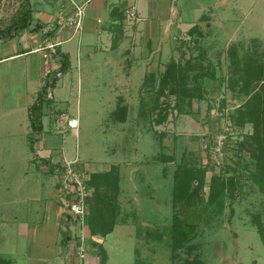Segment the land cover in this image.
I'll return each instance as SVG.
<instances>
[{"label": "rangeland", "instance_id": "obj_1", "mask_svg": "<svg viewBox=\"0 0 264 264\" xmlns=\"http://www.w3.org/2000/svg\"><path fill=\"white\" fill-rule=\"evenodd\" d=\"M232 2L188 0L187 18L194 20L206 13L202 35L182 29L174 48L173 56L183 63L178 84L184 87L193 86L192 74L201 64L211 68L208 61L200 57L197 44L202 45L206 56L215 62L218 80H204V83L208 94L215 96L219 104L224 96L227 99L225 112L213 110L207 122V99H194L190 106L185 104L180 111L181 101L178 106V98L171 94L167 100L172 107L176 106L165 122L156 124L152 118L157 110H150L152 91L144 89V85L140 92L138 90V83L143 79L142 62L137 61L133 78L128 76L125 81V86L131 88L122 87L115 93L109 91L111 77L102 64L97 70L87 69L82 74L75 56L73 70L67 76H60L56 85L49 89V99L43 107L44 127L37 133L32 131L29 109L39 92L29 95L27 107L17 106V93L12 86L2 83L4 76L0 75V249L12 245L18 223L31 217L37 221L41 219L45 197L52 190L51 173L39 166L43 160L33 157L30 140L34 137L43 139L46 145H58L56 152L60 156H78L82 162L90 161L99 166L111 162H119V168L121 165L122 202L126 213L123 217L128 220L117 222L103 242L109 253V264H264V241L252 222V213L257 211L264 219V191L250 179L245 180L244 192L235 201L231 222L228 220L230 197L227 196L210 209L199 234L192 240L174 246L168 231L162 237L158 235V231H164L172 223L173 173L179 163L205 166L208 182L213 172L227 169L222 166L225 163L239 168L244 164L255 167L253 161L261 152L260 144L251 137L253 124L236 123L248 94L245 81L239 79L236 83L233 78L247 77L239 76V73L246 74L247 60L239 61L237 64L242 68L237 69L239 65L231 59L230 52L238 47L233 41L244 43L239 46L243 51L256 52L260 46L264 48V0ZM210 11L213 12L210 14ZM159 67L164 68L162 64ZM154 81L158 83V77ZM262 87L257 82L251 83L249 89L255 91ZM119 96L127 97L131 106L125 121L117 117L122 111ZM142 96L147 102L146 109L151 112L146 117L140 113ZM73 117L78 119L77 126L68 122ZM160 132L165 133L164 152L168 160L171 159L166 167L153 157L162 146ZM208 132L217 142L210 152L205 149L204 134ZM141 177L149 179L150 185L140 186ZM208 187L207 184L206 193ZM150 199L153 201L148 204ZM39 207L38 212L36 208ZM77 224L73 236L80 237L83 233L87 236L86 223L77 220ZM4 259H0V264Z\"/></svg>", "mask_w": 264, "mask_h": 264}, {"label": "crops", "instance_id": "obj_2", "mask_svg": "<svg viewBox=\"0 0 264 264\" xmlns=\"http://www.w3.org/2000/svg\"><path fill=\"white\" fill-rule=\"evenodd\" d=\"M25 1L0 0L1 27L14 20ZM238 1L234 0V3L231 0L233 4H238ZM29 2L31 25L12 35L0 36V75L4 76L0 77L3 84H9L14 88L17 93V106L21 107L28 106L31 98L29 95L38 93L47 79L48 72L61 64V55L56 50L49 51L43 48L48 40L55 44L54 48L58 47L67 52L71 61L69 68L54 75L51 87L56 85L60 76H67L73 70L76 56L77 67L82 74L87 69L95 71L102 64L101 67L108 71L111 77L109 91L115 93H119L122 87L131 88L125 86V81L128 76L133 78L137 61L142 62L143 79L138 83L140 92L145 78L153 73L157 75L163 69L159 65L164 66L173 56L182 29L189 30L197 23L196 33L202 35L204 28L202 20L207 17L206 13H202L194 20L187 18L186 13L190 10L188 0H29ZM77 5L83 8L82 27L60 23V19L71 15ZM115 6H119V14L113 15ZM132 10L134 14L131 13ZM212 12L210 11V14ZM209 17L212 18L211 15ZM213 38H216V35ZM232 43L235 44L234 46L238 45L233 49L236 58L255 54L256 59L264 64L262 46L253 52L250 49L243 51L239 48L244 44L241 41ZM46 51H49L50 58L45 57ZM126 98L119 96L118 104H127L130 108ZM57 146L46 145L43 139L35 142L36 150L33 157L43 160L39 166L51 173L52 190L50 195L45 197V208L43 207L41 219L37 221L31 217L18 223L12 245L0 249V259L6 258L2 264H78L80 262L78 250L80 239L73 236L78 224L69 218L65 209L60 191L59 168L54 165L52 167V164L62 165L66 161L76 159V166L90 175L92 171L109 170L112 164L119 162L101 166L90 161L82 162L78 156H60L56 152ZM139 180L138 184L142 187L151 183L149 179L144 180L142 177ZM123 186L121 174L118 192L120 212L117 222L128 220V217L125 219L123 217L126 214L122 202ZM93 190L94 188L91 187L88 212L91 211ZM152 201V199L147 200L148 204ZM36 209L40 211V207ZM86 226L88 237L85 241L87 255L84 264H109V253L104 249L103 242L110 232L91 235L87 222Z\"/></svg>", "mask_w": 264, "mask_h": 264}, {"label": "trees", "instance_id": "obj_3", "mask_svg": "<svg viewBox=\"0 0 264 264\" xmlns=\"http://www.w3.org/2000/svg\"><path fill=\"white\" fill-rule=\"evenodd\" d=\"M119 9V6L113 7V15L119 14ZM31 20V4L29 0H26L14 20L3 27L0 26V36L12 35L14 32L30 26ZM197 28L198 24L196 23L188 31L190 34H195V29ZM196 47L200 49V57L207 60L211 68L201 64L199 70L192 74L193 86L187 85L184 87V85L178 84L181 77L180 75L183 72V63L181 59H177L175 56H172L165 62L164 68L160 70L157 75L153 73L145 78L142 86L144 85V89H148L153 93L150 110H157V115L152 118L156 124L165 122L172 111L171 109L176 106L174 104L172 107L170 104L171 102L167 100V96L171 94H175L178 98H176L178 106H180L179 101H181L182 105L180 111H183L185 104L190 106L194 99H207L208 107L205 122L212 117L213 110L225 112L223 109L226 106V96L222 98V102L219 104L215 96L208 94L206 86L208 80H218L219 76L217 74L215 62L206 56V50L202 45L197 44ZM54 50L61 55V64L48 72L47 79L39 90L37 100L29 109L31 126L33 128L32 131L37 133L42 132L44 127L42 120L43 107L44 103L49 99L48 94L53 77L59 71L69 68L71 64L67 52L62 51L58 47L54 48ZM233 52L234 50L230 52V55L232 56L231 59L233 61L235 60L236 64L239 61L241 62V60H247H245L247 66L245 70L246 74L239 73V76L246 75L247 79L233 78L236 83L240 81L239 79L245 81V93L248 94V98L241 104V114L236 123H239L241 126L248 122L253 124L251 137L260 144L261 152L257 156V160L253 161V163L256 164L255 167L244 164L239 168L238 166L225 163L222 164V166L227 167V169L220 172H213L208 182L206 179L207 168L205 166L188 165L182 162L176 166L173 173L172 187V223L170 226L166 227L164 231H158L160 237L163 236L165 231H168L171 234V241L174 246H180L195 238L199 234L203 221L210 209L216 206L218 202H222L227 196L230 197L228 220L231 222L236 210L235 201L238 196L244 192L245 180H252L254 184L258 185L261 191H264V64L256 59L254 55L247 54L239 59L236 58ZM241 68L242 66H237V69ZM250 69L252 70L251 72L249 71ZM156 77H158V83L154 81ZM204 80H206L205 83ZM152 82L154 84H152ZM257 82L263 86L262 89H257L255 91L250 90L251 83L254 84ZM145 104H147V102L142 96L140 113L143 117L151 113L146 109ZM119 109L122 111L119 112L117 117L119 120L125 121L128 113V105L121 104ZM232 117H235L234 114H232ZM164 134V132L158 134L160 135L162 141H160V145L162 146L158 155L155 154L153 157L156 161L164 163V167H166L165 163L170 162L171 159L168 160L167 154L164 152ZM204 137L206 138L205 149L210 152L213 144L217 142L216 140H212L211 132L204 134ZM35 141L36 138L34 137L30 140V147L33 151L36 150ZM170 157L172 156L170 155L169 158ZM53 165L59 169H61L62 166L59 163L52 164V167ZM230 171H232L231 174H225ZM119 172L120 168L118 163H114L109 170L90 172L87 183L90 187L94 188V192L91 211L87 213L86 222L89 225L91 235L97 233L107 234L113 230L117 222V216L120 212V204L118 201L120 183ZM207 184L209 187L206 193L205 189ZM252 222L264 241V219L260 211L252 213ZM200 264H204V262ZM239 264L243 263L239 262Z\"/></svg>", "mask_w": 264, "mask_h": 264}, {"label": "built area", "instance_id": "obj_4", "mask_svg": "<svg viewBox=\"0 0 264 264\" xmlns=\"http://www.w3.org/2000/svg\"><path fill=\"white\" fill-rule=\"evenodd\" d=\"M131 13L134 14L135 12L132 10ZM82 16L83 8L77 5L76 10L71 15L60 19V23H70L80 28L82 27ZM54 47L55 44L49 40L43 46V48H47L49 51L54 50ZM49 51H46L44 54L46 58H50ZM68 122L71 126L78 125V119L75 117L70 118ZM59 174L61 197L69 218L85 224L91 192V187L87 183L89 175L76 166V159L64 162L61 169H59ZM79 235L80 244L78 250L80 262L78 264H84L87 255V244L85 241L88 235L86 236L84 233Z\"/></svg>", "mask_w": 264, "mask_h": 264}]
</instances>
